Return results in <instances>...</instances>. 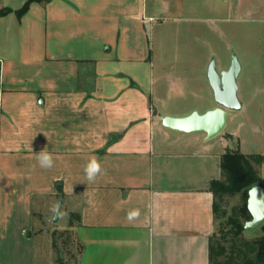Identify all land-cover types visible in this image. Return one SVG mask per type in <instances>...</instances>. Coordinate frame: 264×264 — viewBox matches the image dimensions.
<instances>
[{"label": "crops", "instance_id": "1", "mask_svg": "<svg viewBox=\"0 0 264 264\" xmlns=\"http://www.w3.org/2000/svg\"><path fill=\"white\" fill-rule=\"evenodd\" d=\"M26 1L0 0V264H34L58 201L80 247L68 264H210V183L232 148L163 124L197 110H164L147 0L35 1L18 17Z\"/></svg>", "mask_w": 264, "mask_h": 264}, {"label": "rangeland", "instance_id": "2", "mask_svg": "<svg viewBox=\"0 0 264 264\" xmlns=\"http://www.w3.org/2000/svg\"><path fill=\"white\" fill-rule=\"evenodd\" d=\"M147 8L155 16L149 28L152 71L166 104L164 110L182 114L216 108L208 65L215 57L217 69L227 70L235 53L241 64L237 82L242 109L229 110L224 129L210 141L223 139L233 150L264 156V0H147ZM260 171L264 186V163ZM58 203H53L39 226L34 264H68L80 250L73 233L63 227L67 223L64 208L60 219L54 220ZM240 204V193L227 197L224 213L232 214ZM239 219L246 222L251 215L243 213ZM224 221L218 218L216 228ZM260 226L246 229L244 239L260 236ZM244 239L225 242L227 253L237 251Z\"/></svg>", "mask_w": 264, "mask_h": 264}, {"label": "trees", "instance_id": "3", "mask_svg": "<svg viewBox=\"0 0 264 264\" xmlns=\"http://www.w3.org/2000/svg\"><path fill=\"white\" fill-rule=\"evenodd\" d=\"M46 2L48 0H27L16 11L21 17L28 11L32 2ZM11 9H1V14H7ZM264 156L260 153L246 154L237 148L228 149L221 157V178L212 180L210 191L213 193V211L215 229L210 236L209 258L210 264H264V222L261 224L262 234L251 240H245L243 232L246 230L245 222L239 217L243 213L250 215L247 209L249 190L261 184V166ZM241 194V204L233 208L232 214L224 213L223 202L227 197ZM225 218L216 228L218 218ZM243 240V244L237 251L227 253L225 242L236 243ZM225 255V256H224ZM224 256V257H223Z\"/></svg>", "mask_w": 264, "mask_h": 264}, {"label": "water", "instance_id": "4", "mask_svg": "<svg viewBox=\"0 0 264 264\" xmlns=\"http://www.w3.org/2000/svg\"><path fill=\"white\" fill-rule=\"evenodd\" d=\"M241 72V64L235 53L232 54V62L227 70L219 71L216 59L213 57L207 68V78L213 90L217 107L205 113L194 111L184 117L165 116L163 124L177 131L205 132L208 138L219 134L226 125L228 111L242 109V101L239 98L238 76ZM62 201H59L55 214L58 220ZM247 209L251 219L245 222V228H256L264 222V186L258 184L249 190Z\"/></svg>", "mask_w": 264, "mask_h": 264}, {"label": "clouds", "instance_id": "5", "mask_svg": "<svg viewBox=\"0 0 264 264\" xmlns=\"http://www.w3.org/2000/svg\"><path fill=\"white\" fill-rule=\"evenodd\" d=\"M37 160L41 168L50 169L53 167V157L46 151L42 150L37 154ZM86 179L89 183H94L96 178L102 174L101 165L97 158L93 157L90 159L85 169ZM139 215L138 211H133L129 214V219H133Z\"/></svg>", "mask_w": 264, "mask_h": 264}]
</instances>
